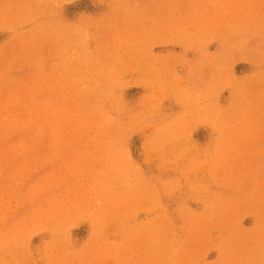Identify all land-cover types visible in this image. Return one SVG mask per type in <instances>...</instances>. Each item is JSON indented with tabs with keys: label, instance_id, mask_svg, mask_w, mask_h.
Returning a JSON list of instances; mask_svg holds the SVG:
<instances>
[{
	"label": "rangeland",
	"instance_id": "obj_1",
	"mask_svg": "<svg viewBox=\"0 0 264 264\" xmlns=\"http://www.w3.org/2000/svg\"><path fill=\"white\" fill-rule=\"evenodd\" d=\"M0 264H264V0H0Z\"/></svg>",
	"mask_w": 264,
	"mask_h": 264
}]
</instances>
